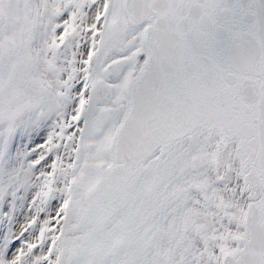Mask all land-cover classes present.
<instances>
[{
  "label": "snow or ice",
  "instance_id": "1",
  "mask_svg": "<svg viewBox=\"0 0 264 264\" xmlns=\"http://www.w3.org/2000/svg\"><path fill=\"white\" fill-rule=\"evenodd\" d=\"M18 199L0 264H264V0H0Z\"/></svg>",
  "mask_w": 264,
  "mask_h": 264
},
{
  "label": "rangeland",
  "instance_id": "2",
  "mask_svg": "<svg viewBox=\"0 0 264 264\" xmlns=\"http://www.w3.org/2000/svg\"><path fill=\"white\" fill-rule=\"evenodd\" d=\"M34 138V134L31 132L23 133L20 136L18 143L20 147L26 150V147H31V140ZM39 139V137H35ZM26 146V147H25ZM17 210L16 215L13 219L4 218L3 222L0 223V234L6 233L10 228L19 227V222L23 219V205L21 200L16 201Z\"/></svg>",
  "mask_w": 264,
  "mask_h": 264
}]
</instances>
